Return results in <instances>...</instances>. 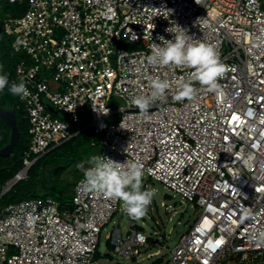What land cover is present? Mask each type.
<instances>
[{"label":"built area","instance_id":"2783aa9c","mask_svg":"<svg viewBox=\"0 0 264 264\" xmlns=\"http://www.w3.org/2000/svg\"><path fill=\"white\" fill-rule=\"evenodd\" d=\"M9 1L27 3L21 16L7 17L5 32L22 55L11 83L23 81L28 89L17 108L28 120L30 144L1 196L73 137L86 111L100 155L139 159L144 175L200 210L166 264H224L223 257L245 264L251 253L264 255L248 239L251 229L264 227V0ZM177 26L215 46L229 69L219 81L222 93L193 80L195 97L178 98L175 82L195 70L147 62L151 45L160 36L172 40L166 29ZM157 77L172 86L142 114L131 99L150 92ZM83 177L71 202L35 198L0 210V264L94 263L120 201L85 191ZM246 209L258 214L254 223L240 222ZM108 239L127 260L149 241L134 220L126 234L114 228Z\"/></svg>","mask_w":264,"mask_h":264},{"label":"clouds","instance_id":"9594fccd","mask_svg":"<svg viewBox=\"0 0 264 264\" xmlns=\"http://www.w3.org/2000/svg\"><path fill=\"white\" fill-rule=\"evenodd\" d=\"M166 31L174 34L173 39L158 37L160 43L151 45L147 62L160 67L174 65L195 70L187 78L175 82L177 97L187 99L195 97L197 89L192 85L193 80L198 81L209 91L222 93L219 81L225 77L229 69L220 61L215 46L196 40L179 26L168 28ZM6 86L14 96L23 98L28 95L25 83L23 81L10 83L9 74L3 72L0 66V92H3ZM171 86L167 78L151 79L150 92L134 95L131 104L142 114H146L156 101L166 97V92ZM253 159L254 156L250 154L244 161L245 165ZM85 164L89 167L85 168ZM77 168L84 173L80 183L85 191H95L108 199L122 201L126 214L133 220H139L146 215L156 192L142 189L144 169L139 159L118 162L107 156L93 155L79 163ZM257 217L256 212L246 209L240 217V222L254 223ZM248 239L257 247H264V227L251 229Z\"/></svg>","mask_w":264,"mask_h":264},{"label":"trees","instance_id":"16d2710c","mask_svg":"<svg viewBox=\"0 0 264 264\" xmlns=\"http://www.w3.org/2000/svg\"><path fill=\"white\" fill-rule=\"evenodd\" d=\"M1 1L5 3L7 8L15 10L13 13L14 17L21 16L27 9L26 2ZM11 42L9 40L7 44H4L0 41V66H2L3 72L9 74L10 83L22 58V55L13 49ZM0 104L8 110L16 111L18 128L21 133L20 140L13 152L8 157L0 156L1 193L4 183L23 167L24 151L28 148L30 139L28 120L24 118L21 109L17 108L18 96L12 95L8 91V86H6L3 92H0ZM80 115L81 120L73 125V133L75 135L40 157L30 169L28 179L18 182L7 194L0 197V210L11 203L35 198L52 197L62 203L73 200L74 187L72 188V183L62 177L63 173L84 158L85 151L83 147L86 144H89L91 147H100L99 136L91 127H87L89 118L86 115V111H82ZM10 138L11 127L4 120L0 119V148L7 145ZM92 140L97 142L96 145H92ZM45 169L48 170V173L42 175ZM82 175L84 174H81L78 180ZM97 253L95 259H97Z\"/></svg>","mask_w":264,"mask_h":264},{"label":"rangeland","instance_id":"374dc122","mask_svg":"<svg viewBox=\"0 0 264 264\" xmlns=\"http://www.w3.org/2000/svg\"><path fill=\"white\" fill-rule=\"evenodd\" d=\"M14 12L15 10L7 8L5 3L0 0V41L4 44H7L9 40L12 41L5 32V20L10 14L13 15ZM83 149L85 151L84 158L71 166L62 175L66 181L72 183V188L78 177L84 174L82 170L77 168V165L93 155H100L101 152L99 146L91 147L89 144H86ZM87 167L89 165L85 164V168ZM46 173H48L47 169L43 171L42 175H46ZM142 189L155 190L156 192L146 215L139 220H134L137 226L149 237L148 247L141 252V255L130 260L114 252L113 247L110 245L108 234L114 228H119L123 234H126L130 221L133 220L126 214L123 202L120 201L119 211L114 214L110 223L105 226L101 233L97 259L93 264H166L172 254L171 250L200 215V210L197 209L193 202L184 199L177 192L167 188L162 182L147 175H143ZM180 201L182 204H180ZM158 250H160L159 255L148 257V254L155 253ZM231 261L230 257H223L221 263L233 264ZM242 262L245 264H264V255L256 258L251 253L249 259Z\"/></svg>","mask_w":264,"mask_h":264},{"label":"water","instance_id":"95a60500","mask_svg":"<svg viewBox=\"0 0 264 264\" xmlns=\"http://www.w3.org/2000/svg\"><path fill=\"white\" fill-rule=\"evenodd\" d=\"M48 107L53 110L55 114H58V110H56L53 106L48 104ZM0 119L4 120L11 127V138L9 143L0 148V156L8 157L13 152L15 146L18 144L21 135L18 128L16 111L8 110L0 104ZM180 204H182L181 201Z\"/></svg>","mask_w":264,"mask_h":264},{"label":"snow or ice","instance_id":"6c2138e0","mask_svg":"<svg viewBox=\"0 0 264 264\" xmlns=\"http://www.w3.org/2000/svg\"><path fill=\"white\" fill-rule=\"evenodd\" d=\"M236 119H237V117H233V121L236 120ZM217 243H219V242H217Z\"/></svg>","mask_w":264,"mask_h":264}]
</instances>
